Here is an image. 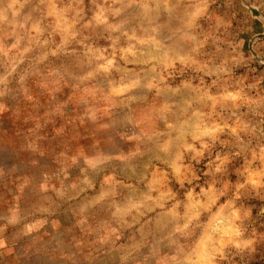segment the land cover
Returning a JSON list of instances; mask_svg holds the SVG:
<instances>
[{
  "label": "clouds",
  "instance_id": "obj_1",
  "mask_svg": "<svg viewBox=\"0 0 264 264\" xmlns=\"http://www.w3.org/2000/svg\"><path fill=\"white\" fill-rule=\"evenodd\" d=\"M28 3L0 0V117L16 124L0 143L19 158L0 168L14 185L0 250L9 227L34 243L46 225L58 231L55 210L79 197L81 236L60 252L67 264L90 261L125 232V260L148 248L138 264H231L233 250L254 251L264 236L246 235V201L264 199V89L234 76L242 55L224 45L236 52L243 41L222 38L231 22L212 17L209 0H37L36 15L18 19ZM132 3L146 14L153 4L183 7L188 49L166 47L150 21L142 36L125 31L117 18ZM163 92L177 99L160 104Z\"/></svg>",
  "mask_w": 264,
  "mask_h": 264
},
{
  "label": "rangeland",
  "instance_id": "obj_2",
  "mask_svg": "<svg viewBox=\"0 0 264 264\" xmlns=\"http://www.w3.org/2000/svg\"><path fill=\"white\" fill-rule=\"evenodd\" d=\"M36 2L37 0H30V3L20 9L18 19L32 13ZM85 3L87 4V0ZM172 3H175V0H172ZM150 7L152 10L146 14L140 3H132L130 6L123 7L117 19L123 24L125 31L135 32L137 36H142V30L148 26L146 21H150L151 27L156 29V38L175 53L183 54L189 47L187 41L180 39L185 16L184 8L180 7L173 12H167L162 5L153 4ZM208 13L215 19L231 22V27L222 38L231 43L233 47L239 41H243L242 46L236 52H233L227 44L224 45L226 52L231 56L242 55V63L233 70L234 76L236 78L246 77V83L255 82L259 79L261 80L260 88L264 89V0H209ZM32 14L33 16L36 15V13ZM200 23L204 29L209 27L207 19H201ZM149 52H151L150 46L147 47L146 54ZM145 75L148 74L145 73ZM98 83L103 87V79ZM134 94L141 96L144 94V90L137 89ZM176 99L169 93L163 92L159 102L164 104ZM8 103L15 105L16 102L8 100ZM15 127L16 124L10 118L9 113L0 117V135L7 133L9 136H13ZM18 163L19 158L12 148L6 143H0V168H4L7 172L14 164ZM149 163L150 161L146 157L138 158L135 162L138 173H142ZM41 165L48 171L54 167L52 161L47 158L41 161ZM28 172L30 175L35 174L33 170H28ZM78 175V171L74 172L69 179L74 180ZM129 179L131 178L129 177ZM13 190L14 185L8 177L0 181V215L6 212L7 205L14 194ZM126 197L127 193L124 194V198ZM79 199L77 197L60 203L52 217L53 222H59L58 231H53L51 227L46 225L45 229L40 231L38 242L34 243L28 238L16 239L15 230L11 227L6 229L3 235L7 249L0 250V264H67V261L61 259L60 252L61 250L64 252L72 251V236L75 235L77 238L81 236L79 228L76 227L77 200ZM221 203H224L223 198ZM246 207L250 209V224L246 235H251L254 230L257 236H264V214H261L260 211L261 208H264V199L251 197L246 201ZM223 222V220L220 221L221 224ZM145 238L147 239V237ZM132 242L130 234L125 232L114 243L106 244L103 247L96 246L93 249L92 258L84 264H138V261L147 255L148 248H141L138 253H134L133 257L125 260ZM253 248L254 251H248L242 255L235 254V250H233L231 264H264V239L258 240ZM167 252L168 249H164L162 255L167 254ZM222 264H228V262L225 261Z\"/></svg>",
  "mask_w": 264,
  "mask_h": 264
}]
</instances>
